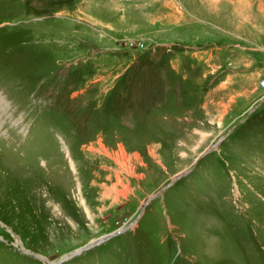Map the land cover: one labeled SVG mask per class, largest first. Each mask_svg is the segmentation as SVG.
<instances>
[{
	"label": "rangeland",
	"instance_id": "rangeland-1",
	"mask_svg": "<svg viewBox=\"0 0 264 264\" xmlns=\"http://www.w3.org/2000/svg\"><path fill=\"white\" fill-rule=\"evenodd\" d=\"M0 264H264V0H0Z\"/></svg>",
	"mask_w": 264,
	"mask_h": 264
},
{
	"label": "water",
	"instance_id": "water-1",
	"mask_svg": "<svg viewBox=\"0 0 264 264\" xmlns=\"http://www.w3.org/2000/svg\"><path fill=\"white\" fill-rule=\"evenodd\" d=\"M179 176H180V175L176 176V178H178ZM176 178H174V179H176ZM167 185H168V184H167ZM167 185H165L164 188L167 187ZM106 238H109V236H107ZM103 239H104V237L101 238L99 241H96V242H95V241L89 242L88 244H86V245H84L83 247L79 248V249H78L77 251H75L74 253H68V254L62 256V257L60 258L59 262L62 261V260L68 259V258H70V257H72V256H74V255H76V254H79L82 250H84V249H86V248H89V247H91V246H94V245L97 244V243L102 242Z\"/></svg>",
	"mask_w": 264,
	"mask_h": 264
}]
</instances>
